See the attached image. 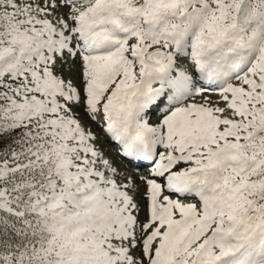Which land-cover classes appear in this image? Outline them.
<instances>
[{
	"label": "snow or ice",
	"instance_id": "6c2138e0",
	"mask_svg": "<svg viewBox=\"0 0 264 264\" xmlns=\"http://www.w3.org/2000/svg\"><path fill=\"white\" fill-rule=\"evenodd\" d=\"M0 264H264V0H0Z\"/></svg>",
	"mask_w": 264,
	"mask_h": 264
}]
</instances>
